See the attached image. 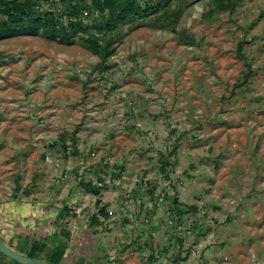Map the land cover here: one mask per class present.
I'll return each instance as SVG.
<instances>
[{
  "label": "rangeland",
  "instance_id": "374dc122",
  "mask_svg": "<svg viewBox=\"0 0 264 264\" xmlns=\"http://www.w3.org/2000/svg\"><path fill=\"white\" fill-rule=\"evenodd\" d=\"M206 2L183 0L175 32L126 26L99 69L79 38L0 40L2 242L58 264H264V0ZM89 3L38 11L90 24Z\"/></svg>",
  "mask_w": 264,
  "mask_h": 264
},
{
  "label": "trees",
  "instance_id": "16d2710c",
  "mask_svg": "<svg viewBox=\"0 0 264 264\" xmlns=\"http://www.w3.org/2000/svg\"><path fill=\"white\" fill-rule=\"evenodd\" d=\"M54 0H0V40L15 36L40 35L49 43L70 45L80 39L86 49L99 58L96 69L104 67L113 55L114 44L123 36V29L133 22L159 14L156 20L161 26L175 32L176 23L181 15L183 0H147L140 5L135 0H90L89 14L96 13L97 18L90 24L82 19V11L73 8L64 23L50 10L38 11V4L51 3ZM238 0H207L202 17L210 18L215 14L233 12ZM189 43H192L188 40ZM252 75L248 67L243 84ZM166 165V163H164ZM163 171V169H162ZM87 192L98 195L99 189L92 183H79ZM190 209V208H189ZM192 211L196 207H191ZM31 246L24 251L17 250L29 258H38L46 246L26 243ZM1 258L7 259L1 255ZM63 252L56 249L49 264H58ZM10 261V260H9ZM12 264H17L10 261Z\"/></svg>",
  "mask_w": 264,
  "mask_h": 264
},
{
  "label": "water",
  "instance_id": "95a60500",
  "mask_svg": "<svg viewBox=\"0 0 264 264\" xmlns=\"http://www.w3.org/2000/svg\"><path fill=\"white\" fill-rule=\"evenodd\" d=\"M0 254L17 264H49L43 260L22 255L2 242H0Z\"/></svg>",
  "mask_w": 264,
  "mask_h": 264
},
{
  "label": "crops",
  "instance_id": "0c3cea01",
  "mask_svg": "<svg viewBox=\"0 0 264 264\" xmlns=\"http://www.w3.org/2000/svg\"><path fill=\"white\" fill-rule=\"evenodd\" d=\"M0 242H2L1 240H0ZM2 243H4V242H2ZM5 244V243H4ZM7 245V244H6ZM0 261H2L1 259H0ZM2 262H4V261H2Z\"/></svg>",
  "mask_w": 264,
  "mask_h": 264
}]
</instances>
